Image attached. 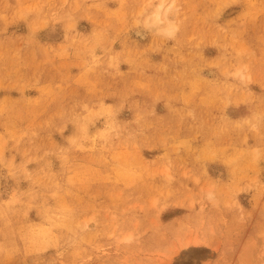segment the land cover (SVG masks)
<instances>
[{
    "label": "rangeland",
    "instance_id": "rangeland-1",
    "mask_svg": "<svg viewBox=\"0 0 264 264\" xmlns=\"http://www.w3.org/2000/svg\"><path fill=\"white\" fill-rule=\"evenodd\" d=\"M0 264H264V0H0Z\"/></svg>",
    "mask_w": 264,
    "mask_h": 264
},
{
    "label": "bare ground",
    "instance_id": "bare-ground-1",
    "mask_svg": "<svg viewBox=\"0 0 264 264\" xmlns=\"http://www.w3.org/2000/svg\"><path fill=\"white\" fill-rule=\"evenodd\" d=\"M164 1H161L160 3H159V5H158V7H157V10H156V12L154 13V22L155 23H158L159 21H161L162 20V16H163V18H165L166 19V15H167V12L169 11V9H170V5H168L167 7H165V9H164ZM171 30V29H170ZM135 34H138L137 32L135 33Z\"/></svg>",
    "mask_w": 264,
    "mask_h": 264
}]
</instances>
